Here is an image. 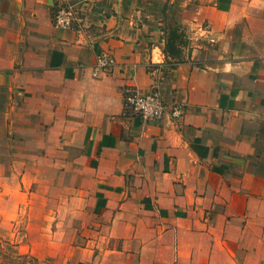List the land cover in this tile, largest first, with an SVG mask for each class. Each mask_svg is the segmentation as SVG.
Instances as JSON below:
<instances>
[{
	"label": "crops",
	"instance_id": "obj_1",
	"mask_svg": "<svg viewBox=\"0 0 264 264\" xmlns=\"http://www.w3.org/2000/svg\"><path fill=\"white\" fill-rule=\"evenodd\" d=\"M151 1L92 0L59 31L63 0H0V225L51 171L80 222H63L68 264H264V0H161L174 53ZM101 50L115 64L95 72Z\"/></svg>",
	"mask_w": 264,
	"mask_h": 264
},
{
	"label": "rangeland",
	"instance_id": "obj_2",
	"mask_svg": "<svg viewBox=\"0 0 264 264\" xmlns=\"http://www.w3.org/2000/svg\"><path fill=\"white\" fill-rule=\"evenodd\" d=\"M147 8L152 25L166 27L170 49H175L173 53L185 46L186 38L177 28L179 14L176 3L164 4L161 0H153ZM32 181L36 186L21 192L22 202L11 211L12 216L5 215L8 219L0 225V264H68L63 254V222L65 228L70 226L71 236H75L74 228L79 229L80 226L76 209L72 207L69 214L68 207L63 208L64 192L53 185L61 181V176L50 171V174L33 177ZM6 193L15 195L14 192ZM5 208L2 207L3 211Z\"/></svg>",
	"mask_w": 264,
	"mask_h": 264
},
{
	"label": "built area",
	"instance_id": "obj_3",
	"mask_svg": "<svg viewBox=\"0 0 264 264\" xmlns=\"http://www.w3.org/2000/svg\"><path fill=\"white\" fill-rule=\"evenodd\" d=\"M92 0H63L54 11L52 26L59 31L84 28L85 11ZM115 64L113 56L106 50H101L96 55L94 71H106ZM124 104L132 114L138 116L143 123H153L162 120L166 107L156 93H141L129 89L124 94ZM180 105L173 107V114L179 116Z\"/></svg>",
	"mask_w": 264,
	"mask_h": 264
}]
</instances>
